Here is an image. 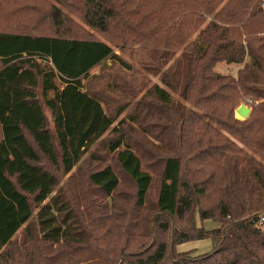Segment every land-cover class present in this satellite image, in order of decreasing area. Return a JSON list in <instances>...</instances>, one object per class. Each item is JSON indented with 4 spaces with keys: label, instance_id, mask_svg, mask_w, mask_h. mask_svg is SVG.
<instances>
[{
    "label": "trees",
    "instance_id": "trees-1",
    "mask_svg": "<svg viewBox=\"0 0 264 264\" xmlns=\"http://www.w3.org/2000/svg\"><path fill=\"white\" fill-rule=\"evenodd\" d=\"M260 2L0 0V22L20 20L12 24L17 27L28 19L32 26V32L0 30V264H163L179 256L178 243L205 237L215 249L202 264H264ZM71 15L124 46L160 49L164 60L180 52L172 76L186 72L182 89L168 81L166 61L157 69L165 86L180 89L179 98L160 84L152 89L161 114L171 120L161 129L174 141L165 145L172 153L161 159L153 215L147 213L153 177L127 143L126 120L116 125L84 82L107 61L132 66L105 40L70 34ZM222 61L244 66L235 78L217 72ZM240 99L252 106L246 119L234 116ZM128 119L136 122L138 115ZM110 131L116 137L105 139ZM102 143L117 152L135 183L128 212L118 204L120 178L110 165L88 174L104 198L82 212L42 163L45 158L69 174ZM197 216L219 226H199ZM21 228L26 237L18 245Z\"/></svg>",
    "mask_w": 264,
    "mask_h": 264
},
{
    "label": "rangeland",
    "instance_id": "rangeland-1",
    "mask_svg": "<svg viewBox=\"0 0 264 264\" xmlns=\"http://www.w3.org/2000/svg\"><path fill=\"white\" fill-rule=\"evenodd\" d=\"M2 14L3 13H0V16H2ZM71 18L73 22L70 23V34H77L82 37H97L105 40L114 47L118 55L132 66L131 69H125L118 63L107 61L94 68L91 72L90 79L84 82L87 90L98 94L99 97L103 99L106 110L113 117H116V125L121 119L126 120L124 133L126 134L127 143L141 158L143 168L149 171L153 177L152 187L147 202V213L148 215H153L162 175L161 159L166 154L172 153V150L166 148L165 145L166 143H172L174 141H172L173 139L169 136L165 135V129H161L162 126L168 127L171 120L168 114H161L160 110L162 107H160L157 100L153 98L152 89L154 84H160L162 87L168 89L174 98H179V93L176 91L180 89L176 90L174 89L175 87L170 89L168 86H165L162 83V76L157 72V69L160 66V60L163 59V61H166L164 69L165 71L168 69V72L171 73L168 76V81L182 89V82L186 72L184 74L181 73L172 76V73L177 70L176 61L172 60L176 59L180 55V52L175 53L174 58L170 57L169 60H164V58L160 56L165 53L160 49H153L156 51L155 52L148 48L140 47L138 44L135 46L131 44L124 46L120 38L115 42L112 37L108 38L106 33L87 26L76 16L71 15ZM17 21L19 22L20 20L0 22V30L13 32L31 31L32 26H30L31 22L28 19H23L21 22L22 25L18 23L19 26L13 27L12 24ZM117 43L120 46H117ZM163 61L161 63H163ZM243 66L244 63L236 64L222 61L216 65L215 69L223 75L236 78L239 69ZM240 100L241 101L234 104V116L239 119H246L237 114V108L241 104H246V106L251 107L252 113V106L247 104L246 99ZM249 101H251V99H249L248 102ZM149 103L152 104L151 106H153L154 109L152 107L149 108ZM121 108H125V110L118 116L117 113ZM150 110L153 111L149 112ZM46 112L49 114L47 109ZM130 115H138V121L133 122L128 119ZM49 126L51 128L53 127V122L51 120ZM105 137V139L116 137L115 131H110ZM116 155L117 152H110L105 143L97 145L85 154L83 160L79 162L69 174H65L60 166L56 167L52 165L45 158H43L42 163L48 170L56 175L60 183L58 188L63 187L65 190V197L70 199V201L76 205L77 209L82 212L85 211L88 204H97L103 201L104 198L100 195L99 191L89 183L88 174L93 170L110 165L120 178V186L117 191L118 204L123 207V210L128 212L129 208L134 203L136 186L134 181L122 170ZM101 204L104 206V203ZM121 207L118 206V208ZM123 221L125 222L126 220ZM197 223L199 226H203L206 229L219 226L214 220L205 219L202 221L199 216H197ZM31 228L34 230L36 228L34 219L31 221ZM25 234L24 228H21L15 236L14 241L18 245L25 242ZM108 243L112 244L113 239L109 238ZM214 249L215 247L213 246L211 237L187 240L176 245V250L180 253L177 254L179 256H176L175 259L167 258L163 264H178L182 259L189 261L190 264H202L204 263L202 260L210 257L214 253Z\"/></svg>",
    "mask_w": 264,
    "mask_h": 264
},
{
    "label": "water",
    "instance_id": "water-1",
    "mask_svg": "<svg viewBox=\"0 0 264 264\" xmlns=\"http://www.w3.org/2000/svg\"><path fill=\"white\" fill-rule=\"evenodd\" d=\"M251 113V107L246 106V104H241L237 108V114L243 118H247Z\"/></svg>",
    "mask_w": 264,
    "mask_h": 264
},
{
    "label": "built area",
    "instance_id": "built-area-1",
    "mask_svg": "<svg viewBox=\"0 0 264 264\" xmlns=\"http://www.w3.org/2000/svg\"><path fill=\"white\" fill-rule=\"evenodd\" d=\"M260 5H261V8L264 10V0H261ZM263 35H264V33H263ZM262 220H264V217H262Z\"/></svg>",
    "mask_w": 264,
    "mask_h": 264
}]
</instances>
